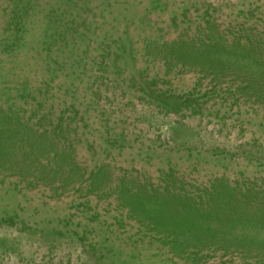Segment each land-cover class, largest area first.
I'll use <instances>...</instances> for the list:
<instances>
[{
    "label": "rangeland",
    "instance_id": "374dc122",
    "mask_svg": "<svg viewBox=\"0 0 264 264\" xmlns=\"http://www.w3.org/2000/svg\"><path fill=\"white\" fill-rule=\"evenodd\" d=\"M239 208L264 0H0V264H264Z\"/></svg>",
    "mask_w": 264,
    "mask_h": 264
},
{
    "label": "trees",
    "instance_id": "16d2710c",
    "mask_svg": "<svg viewBox=\"0 0 264 264\" xmlns=\"http://www.w3.org/2000/svg\"><path fill=\"white\" fill-rule=\"evenodd\" d=\"M230 208L231 206H227ZM241 211V208H239ZM262 209L258 212H255V217H250L249 215H246V212L241 211V216H239V219H234L235 222H238L239 224H251V227H254V229H257L256 231L260 230L258 233H250L248 231H245L242 228V231L236 232V236L232 241L236 243L238 246H234V248H239L245 252H248L247 254H250L252 257H256L258 261H261L264 263V233H261V231H264V214H261ZM258 216V217H257ZM254 225L252 226V224ZM256 223V225H255ZM261 224L263 226H261ZM259 227V228H258ZM247 230V229H246ZM222 237H233L232 234H221ZM231 245H235V244Z\"/></svg>",
    "mask_w": 264,
    "mask_h": 264
}]
</instances>
